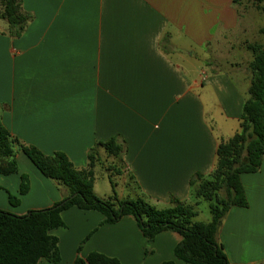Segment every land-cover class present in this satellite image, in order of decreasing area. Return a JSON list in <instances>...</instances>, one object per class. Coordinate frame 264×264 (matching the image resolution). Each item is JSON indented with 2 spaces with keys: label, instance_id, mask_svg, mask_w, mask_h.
I'll list each match as a JSON object with an SVG mask.
<instances>
[{
  "label": "crops",
  "instance_id": "crops-1",
  "mask_svg": "<svg viewBox=\"0 0 264 264\" xmlns=\"http://www.w3.org/2000/svg\"><path fill=\"white\" fill-rule=\"evenodd\" d=\"M23 8L33 19L20 38L0 20V123L23 145L64 153L77 169L95 150L100 198H144L159 209L174 198L198 213L203 201L191 180L212 173L219 142L239 130L248 98L250 72L241 64L230 72L216 57L241 34L234 0H23ZM111 141L123 149L120 160L100 146ZM16 160V174H0V210L25 216L68 196L22 151ZM115 173L121 195L110 182ZM242 184L248 207L230 210L219 241L230 264H264V159ZM62 218L65 227L52 232L59 264H73L87 238L83 258L184 264L174 256L178 233L148 243L131 216L104 225L100 213L71 208Z\"/></svg>",
  "mask_w": 264,
  "mask_h": 264
},
{
  "label": "trees",
  "instance_id": "trees-1",
  "mask_svg": "<svg viewBox=\"0 0 264 264\" xmlns=\"http://www.w3.org/2000/svg\"><path fill=\"white\" fill-rule=\"evenodd\" d=\"M240 0H234L237 6ZM258 9L264 12L257 0ZM23 8V0H0V20L6 24V34L20 38L32 21ZM253 53L249 63L251 74L248 98L244 104L239 130L229 139H221L212 173L197 174L191 180L192 194L209 205L211 220L200 222L196 209L184 202L171 199V206L159 209L144 198L120 199L116 194L100 198L94 192L95 150L88 156L86 169H77L64 153L45 155L34 147L23 145L0 123V174L18 172L16 154L22 151L48 179L68 189V196L53 207L16 216L0 210V264H38L46 261L59 264V239L52 234L64 228L62 214L77 208L84 212H98L104 225H112L126 216L133 217L148 243L163 232L178 233L182 240L174 249L175 258L184 264H230L219 232L223 221L233 208H247L248 199L242 176L257 173L264 159V47H248ZM109 156L120 160L123 152L115 141L101 144ZM112 187L115 184L110 178ZM29 190L28 177L22 176L20 194ZM13 204L18 199L10 196ZM73 264H121L117 259L99 253L81 257V249ZM162 264H176L166 261Z\"/></svg>",
  "mask_w": 264,
  "mask_h": 264
},
{
  "label": "rangeland",
  "instance_id": "rangeland-1",
  "mask_svg": "<svg viewBox=\"0 0 264 264\" xmlns=\"http://www.w3.org/2000/svg\"><path fill=\"white\" fill-rule=\"evenodd\" d=\"M261 6L264 7V2ZM237 10L240 16L241 34L239 37H233V39L228 38L227 44L230 45H227L226 48L224 47L225 49L223 48L216 57H219L222 60H228V65L225 69L230 72L234 70L232 68H236V66L231 67L233 66L232 64H241V66H245L244 69L249 73V63L253 59V53L248 47L256 44L264 47V12L258 9L257 0H240L237 5ZM239 44H242V46L240 45L239 47ZM247 57H249L248 60ZM234 77L241 82V76L239 74L234 75ZM119 177L120 176L115 173L112 180L117 184V192L121 195L125 189L123 181ZM100 181V183H105V186L102 188H106V191L109 187L107 180H104L106 182H102L103 178L100 177ZM105 191L99 190L100 194H104ZM196 219L200 222H209L211 220V214L207 202H202Z\"/></svg>",
  "mask_w": 264,
  "mask_h": 264
}]
</instances>
